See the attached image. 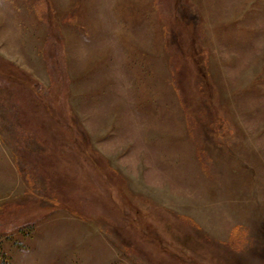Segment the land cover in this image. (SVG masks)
Here are the masks:
<instances>
[{
  "label": "rangeland",
  "instance_id": "obj_1",
  "mask_svg": "<svg viewBox=\"0 0 264 264\" xmlns=\"http://www.w3.org/2000/svg\"><path fill=\"white\" fill-rule=\"evenodd\" d=\"M0 264H264V0H0Z\"/></svg>",
  "mask_w": 264,
  "mask_h": 264
}]
</instances>
